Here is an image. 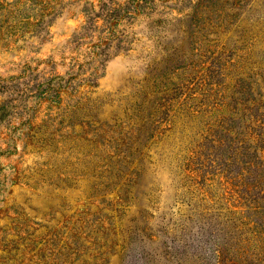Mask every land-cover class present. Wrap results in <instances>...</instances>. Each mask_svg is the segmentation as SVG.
<instances>
[{
  "label": "rangeland",
  "instance_id": "rangeland-1",
  "mask_svg": "<svg viewBox=\"0 0 264 264\" xmlns=\"http://www.w3.org/2000/svg\"><path fill=\"white\" fill-rule=\"evenodd\" d=\"M0 264H264V0H0Z\"/></svg>",
  "mask_w": 264,
  "mask_h": 264
}]
</instances>
